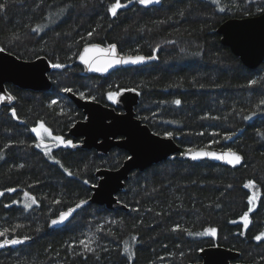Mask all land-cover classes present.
I'll return each mask as SVG.
<instances>
[{
  "label": "trees",
  "instance_id": "trees-1",
  "mask_svg": "<svg viewBox=\"0 0 264 264\" xmlns=\"http://www.w3.org/2000/svg\"><path fill=\"white\" fill-rule=\"evenodd\" d=\"M112 3L115 0H8L6 11L0 12V48L20 59L45 57L51 66L63 65L51 67L47 91L6 85L15 99L0 107V191H16L0 196V230L15 227L9 238L30 239L1 251L0 264H190L199 262L200 250L208 246L236 251L235 263L264 264V242L253 239L264 229V112L256 110L264 99V60L255 69L247 68L216 33L226 19L262 13L264 0H161L147 7L133 0L115 17L107 11ZM89 43L115 44L121 54L156 59L105 77L85 75L75 60ZM249 80L260 83L250 88ZM65 88L108 106L109 92L135 89V116L152 132H173L182 150H235L243 164L232 169L169 157L129 174L117 194L126 209L88 204L64 226L50 229L52 218L89 198L98 169H116L128 156L118 148L100 156L95 150L57 147L46 140L52 143L51 155L73 173L68 176L44 149L35 147L37 136L31 129L39 123L77 143L68 130L84 115ZM176 99L180 105L173 103ZM11 108L18 119L11 117ZM246 115L251 119H244ZM228 133L232 139L225 140ZM7 144L12 146L5 148ZM249 180L255 182L257 200L244 230L239 218L249 207L250 190L244 187ZM32 197L38 205L24 210L23 203ZM176 225L179 229L172 231ZM208 228H215L216 235H188ZM81 240H92L94 251L85 252Z\"/></svg>",
  "mask_w": 264,
  "mask_h": 264
},
{
  "label": "water",
  "instance_id": "water-1",
  "mask_svg": "<svg viewBox=\"0 0 264 264\" xmlns=\"http://www.w3.org/2000/svg\"><path fill=\"white\" fill-rule=\"evenodd\" d=\"M216 33L220 36V43L228 47L247 68L255 69L263 62L264 11L255 16L226 19L217 27ZM109 46L89 43L81 48L75 61L82 67L83 74L105 77L117 69L140 67L155 60H148L146 63L137 65L114 66L106 73L93 71L89 68L88 64L80 60V56L85 55L91 63L101 66L112 59ZM85 47L89 48L88 53H84ZM117 54L120 57L130 55L145 56L143 54L124 55L119 53L118 50ZM50 70L51 65L45 57L24 60L17 58L7 51L0 52V95H11L6 88L8 84L20 89L36 92L49 90L51 88ZM67 97L84 115L83 120L76 121L68 130L69 136L79 140L75 143L77 147L95 150L100 156H106L111 149L118 148L124 150L128 155L118 168H101L95 172L97 181L91 186V194L87 198L88 204L105 206L109 210L126 209L118 201L117 194L123 189L124 182L127 180L129 174L136 170L143 171L149 167L158 165L167 158L176 155L183 161L191 163L209 161L232 169L238 168L243 164V157L235 150L231 151L242 157V162L236 166L229 165L224 160H217L211 157L192 160L190 155H186L189 149L193 151L215 152L218 155L227 153L229 149L189 147L182 150L172 137L152 132L147 125L135 116L134 107L138 101L137 91H129L127 89L118 92L117 99L112 106L103 105L90 99H83L72 92H67ZM13 102L14 100L0 103V107L12 105ZM40 141L38 140L37 143ZM44 143L48 144V146L52 145L51 142L44 141ZM130 157L131 159H129ZM71 207H75V205ZM58 216L59 214L52 219H57ZM72 217L57 226L51 225V219L48 226L50 229L60 228L69 222ZM25 241L18 245L0 248V252L16 249L24 244ZM199 256V262L190 264H258L235 263L238 253L222 246L205 247L200 250Z\"/></svg>",
  "mask_w": 264,
  "mask_h": 264
},
{
  "label": "snow or ice",
  "instance_id": "snow-or-ice-1",
  "mask_svg": "<svg viewBox=\"0 0 264 264\" xmlns=\"http://www.w3.org/2000/svg\"><path fill=\"white\" fill-rule=\"evenodd\" d=\"M133 2V0H128V4H122L121 0H115V3H112L109 5L107 11L113 16H117L118 14V10L121 8H125L128 7L129 4H131ZM135 2H137L138 4L142 5V6H149L153 3H160L161 0H135ZM212 2L214 4H216L218 2V0H212ZM8 5V0H3V2H0V12H5L6 8ZM68 7H72V5H69ZM65 11L67 9H64ZM220 11H224V8H220ZM181 15H183V12L180 13ZM37 29H33V31L35 32ZM92 32L90 31L88 33V36L91 37L92 36ZM95 47V46H93ZM5 49L0 48V52H3ZM89 48L85 47L84 48V53H88ZM109 51L112 55V59L110 61H108L107 63L101 65V66H96L93 63H91L85 55H81L80 56V60L82 62H84L85 64L89 65V68L93 71L96 72H100V73H106L109 71V69L113 68L114 66H118V65H127V64H133V65H137V64H142V63H146L148 60H154L156 59L155 56H142V55H130L127 57H120L117 54V46L115 44H111L109 46ZM52 67L54 68H60L63 67V65L61 64H53ZM262 81H264V78H261ZM258 83H260V81L257 80H249V87L251 88L254 85H257ZM111 87V86H110ZM65 92L71 93L73 92V89L71 88H65L64 89ZM129 91H135V89H129ZM262 94H264V89H262ZM81 98H84V93L81 92L79 93ZM15 99L14 96L11 95H0V103H5V102H11ZM108 99L112 100V101H116L117 99V93L114 92H109L108 93ZM58 102L56 100H52L51 104L55 105ZM174 104L176 105H180L181 104V100L176 99L173 101ZM256 110L257 111H261L264 112V99H261L259 101V104L256 106ZM11 112V117L14 119H18L17 116V112L15 108H11L10 109ZM252 115H256V111H253ZM211 119H220L219 117H209ZM244 119H251V116H245ZM40 129H44L45 132L48 133L49 138L55 142L57 147H71V148H76L77 145L72 141V140H65V138L63 136L60 135H53L52 132L48 129L45 128L44 123H40L39 128H32L31 131L36 133L37 135H39V131ZM261 135H264V132L260 133ZM165 135L167 137H173V132L169 131L166 132ZM200 135H203V133H200ZM213 135H219L218 133H213ZM225 140H230L232 139V134L228 133L225 134L223 137ZM215 142V141H213ZM22 143V142H21ZM12 145L11 144H7L4 147L5 148H10ZM35 147L37 149H44V155L47 156L49 159H51L55 164L60 165L61 168H63V171L68 175V176H72L73 173L68 169L65 168L63 166V164H61L60 160L56 159L54 156L51 155L52 149L48 146V144L44 143L43 140H41L39 143L35 144ZM186 155H190V158L192 160H197L200 158H204V157H211L213 159H217V160H224L226 161V163H228L229 165H239L242 162V157L238 154H236L235 152H232L231 149H229V151L225 154H217L215 152H206V151H193L192 149H189L188 152L186 153ZM2 158V157H0ZM131 159V157L129 158ZM20 168H23L24 165L20 164L19 165ZM85 184H88L89 181L85 180L84 181ZM231 187V185L229 186ZM245 188H252L255 187V182L252 180H249L248 183H246L244 185ZM16 189L15 188H6L4 189V191H0V196H3L5 194V192H15ZM25 196H28V193H25ZM257 197L255 196V194L251 195L248 197V210L245 211L241 216H240V222L242 223L243 229L247 230L251 221L249 219V214L254 212L255 209L252 207V205H254L256 203ZM55 203L59 204L61 201L59 200H55ZM20 203L19 201H12V204H17ZM89 203V201L87 199H80L78 203L75 204V207H68L66 211H61L59 213V216L57 219H52L51 220V225L52 226H57L60 224H63L64 222L68 221L70 217L73 216L74 213L77 212V210L79 209H83L85 205H87ZM33 205H38V202L36 200L35 197L31 198V202H24L23 203V208L24 210H29L33 207ZM5 208L11 207V205L6 204L4 205ZM113 223H115V221H113ZM232 223H237V221H232ZM19 227V226H17ZM179 225H176L172 228V231H177L179 229ZM15 232V227L13 228H8L5 227L2 230H0V237H3L2 240H0V248H4L6 246H11V245H18L23 243L25 240L30 239V237L28 236H24L23 239L17 238L15 236H12L11 238H9L10 234ZM217 230L215 228H208L205 230V232H201V233H193L191 231L188 232L189 236L192 235H197V236H202V235H210V236H215L216 235ZM241 235H244V232L240 233ZM136 237H133V240H135ZM253 239H255L257 242H264V231H261L259 234L255 235L253 237ZM92 240H89L87 243L84 240L79 241V246L83 248V250L85 252H93L94 249L90 247V244L92 243ZM105 251H107V249H104ZM125 251H127V246L125 247Z\"/></svg>",
  "mask_w": 264,
  "mask_h": 264
},
{
  "label": "rangeland",
  "instance_id": "rangeland-1",
  "mask_svg": "<svg viewBox=\"0 0 264 264\" xmlns=\"http://www.w3.org/2000/svg\"><path fill=\"white\" fill-rule=\"evenodd\" d=\"M52 67V66H51ZM54 68V67H52ZM112 101V100H111ZM114 102V101H112ZM39 124H37V126L35 128H39ZM34 133V132H33ZM36 136H37V139H40V140H43V141H46V140H51L48 136V133L44 131V129H40L39 131V135H37L36 133H34ZM250 190V196L254 194V191H253V187L252 188H248ZM252 207H254V205H252ZM250 219V218H249ZM264 231V229H263Z\"/></svg>",
  "mask_w": 264,
  "mask_h": 264
},
{
  "label": "flooded vegetation",
  "instance_id": "flooded-vegetation-1",
  "mask_svg": "<svg viewBox=\"0 0 264 264\" xmlns=\"http://www.w3.org/2000/svg\"><path fill=\"white\" fill-rule=\"evenodd\" d=\"M113 103H114V102H112V104H113ZM38 140H40V139H37V142H38ZM77 140H78V139H77ZM78 141H79V140H78ZM78 141H77V142H78Z\"/></svg>",
  "mask_w": 264,
  "mask_h": 264
}]
</instances>
